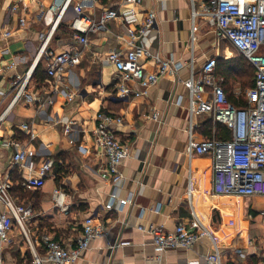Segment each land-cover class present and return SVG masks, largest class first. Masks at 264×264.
Returning a JSON list of instances; mask_svg holds the SVG:
<instances>
[{"label":"crops","instance_id":"1","mask_svg":"<svg viewBox=\"0 0 264 264\" xmlns=\"http://www.w3.org/2000/svg\"><path fill=\"white\" fill-rule=\"evenodd\" d=\"M53 2L0 0V24L13 31L9 38L0 36L2 110L15 95L11 90L17 74L32 75L26 94L0 125V176L8 173L17 202L30 203L35 209L36 216L27 225L34 249L44 253L43 233L66 244L75 242L84 219L96 216L107 224L109 233L95 239L76 264H209L206 257L216 245L224 263L261 264L264 216L259 211L264 207V196L231 199L216 195L213 157H190L187 153L191 128L197 139H203L215 136L218 127L204 113L195 114L191 121L186 82L193 73L199 74L209 56L237 57L225 43L227 40H219L204 17L193 19L190 0H94L84 11L94 19L109 7L133 8L140 20L154 12L155 25L139 42L153 54L183 64L177 76L163 75L147 94L120 98L117 71L107 57L110 50L129 47L123 18L110 21L100 32L89 33L90 42L84 48L72 26L74 6L53 28L57 18L49 11ZM15 4L16 11L12 10ZM21 17L26 20L25 26L19 23ZM76 47L82 49L81 62L68 66L64 73L74 93L69 99L64 92L52 93L49 53ZM142 61L149 69H157L152 60ZM129 85L141 88L137 81ZM234 91L240 92L241 87L236 85ZM50 95L52 102L48 101ZM101 112L123 117L117 135L131 146V154L122 165L123 180L117 185L106 173V159L94 141L93 129ZM152 112H158V119L147 117ZM23 123L35 129L36 138L31 144L37 155L20 166L12 161L15 148L6 142L11 138L22 144L28 142ZM48 158L54 166L45 185L38 189L24 186L22 180L30 166L38 167ZM56 188L66 193L67 210L55 206ZM114 192L119 199L130 194L133 199L124 207L116 201L108 209L106 204ZM195 218L211 236L202 237L191 249L160 251L150 233L139 229L140 225L146 230L162 225L172 230L179 223L192 227ZM29 240L15 225L12 242L4 248V264H32L34 253ZM120 241L127 244L113 246Z\"/></svg>","mask_w":264,"mask_h":264},{"label":"built area","instance_id":"2","mask_svg":"<svg viewBox=\"0 0 264 264\" xmlns=\"http://www.w3.org/2000/svg\"><path fill=\"white\" fill-rule=\"evenodd\" d=\"M94 0H54L49 11L56 13L55 28L66 12L74 6L75 15L72 26L75 29L77 41L87 47L89 33H96L106 29L107 24L115 19L123 18L126 23L128 49H113L108 53V60L117 71V91L120 98L130 95L140 96L148 93L159 79L168 73L177 76L183 67L182 62L174 59H164L153 54L139 41L147 31L155 25L156 15L149 12L144 20H140L137 11L130 8L121 10L120 7L105 8L98 19L87 15L84 11ZM140 2L141 0H135ZM193 4V19L204 17L213 27L219 40L229 41L240 54L244 55L256 68L255 85L247 89L248 105L238 107L227 96L224 88V76L217 75V56H209L203 62L198 75L192 74L186 82L189 87V110L192 117L195 114H208L217 124H223L230 130L229 138L206 137L197 139L191 128L187 153L193 155L209 154L213 157L214 193L226 195L231 199L245 196H264V0H190ZM12 10H18L15 4ZM19 23L25 26L26 20L21 17ZM13 31L0 24V36L9 38ZM48 74L53 84V94L66 93L69 99L74 97L65 78L68 66H75L81 62L82 49L74 48L61 53H49ZM152 60L156 70L149 69L142 61ZM13 67V64L11 65ZM31 74H17L12 81V92L15 93L8 106L2 110L0 103V125L6 119L13 106L26 94ZM178 82L182 81L179 77ZM137 81L140 89L129 85ZM52 102V97L48 98ZM150 119H158V112L147 115ZM123 117L108 112H101L98 124L93 129L95 144L102 150L106 159L105 171L113 184L123 180L122 165L131 154L129 143L119 139L117 128L122 125ZM70 125L66 129L69 130ZM22 129L28 132V142L22 144L16 138L6 142L7 146L15 148L12 155L14 164L25 166L37 155V149L32 146L36 138L34 127L30 123H23ZM54 161L44 159L38 167L30 166V170L23 177L22 184L28 188H42L52 173ZM13 181L7 173L0 176V264H4V248L12 242V232L17 225L29 240L28 223L36 216L35 209L30 203L17 202L11 190ZM133 194L119 199L114 192L111 200L106 204L113 208L116 201L124 207L131 203ZM55 206L67 210L66 193L61 188L53 191ZM264 216V207L259 211ZM139 229L148 231L155 247L166 249H191L204 236H211L204 225L195 218L192 227L179 223L172 230L162 225H156L146 230L143 225ZM109 233V227L100 218L88 216L83 221V228L78 239L70 244L63 243L50 233L41 235L44 253L36 251L31 243L34 258L32 264H76L84 255L91 243ZM127 244L118 242L113 246ZM213 253L206 257L209 264L224 263L222 252L217 245ZM261 264H264V239L260 253Z\"/></svg>","mask_w":264,"mask_h":264},{"label":"trees","instance_id":"3","mask_svg":"<svg viewBox=\"0 0 264 264\" xmlns=\"http://www.w3.org/2000/svg\"><path fill=\"white\" fill-rule=\"evenodd\" d=\"M240 57L246 58L242 54ZM240 57H235L225 62H222V60L218 57L217 73L221 76H224L225 81L223 85L226 90L228 99L234 105L238 107H243L248 105V97L247 93L242 92V89H250L254 87L256 78V68L246 58L254 69V73L247 72V68H245L246 65L243 59ZM253 74L254 78H252ZM235 82H238L241 86V91L238 93H235L234 91L236 87ZM217 127L218 133L215 135V137L223 139L230 137V130L227 128V126L223 124H217Z\"/></svg>","mask_w":264,"mask_h":264},{"label":"rangeland","instance_id":"4","mask_svg":"<svg viewBox=\"0 0 264 264\" xmlns=\"http://www.w3.org/2000/svg\"><path fill=\"white\" fill-rule=\"evenodd\" d=\"M225 43H227V45L234 51V54L233 55H237V57H240L241 56V54L239 53V51L230 43V42H228V41H226ZM237 53V54H236ZM221 58V57H220ZM240 58H242L243 59V61H244V63H245V68H247V72H251V73H254V69H253V67L250 65V63H249V61L246 59V58H244V57H240ZM231 59H233V57L231 56L230 58H224V59H221L222 60V62H225V61H228V60H231ZM220 61V60H219ZM252 78H254V74H253V76H252ZM251 78V79H252ZM235 84L238 86V87H241L240 85H239V83L238 82H235ZM249 84H250V81H249ZM246 91H247V89L246 88H244V89H242V92L243 93H246Z\"/></svg>","mask_w":264,"mask_h":264}]
</instances>
